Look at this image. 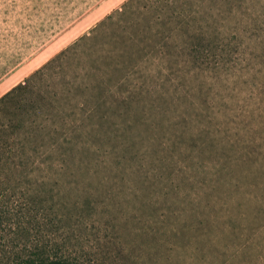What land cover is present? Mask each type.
<instances>
[{
    "label": "rangeland",
    "instance_id": "1",
    "mask_svg": "<svg viewBox=\"0 0 264 264\" xmlns=\"http://www.w3.org/2000/svg\"><path fill=\"white\" fill-rule=\"evenodd\" d=\"M126 1L0 0V98ZM209 1L235 12L214 27L219 62L162 73L91 154L49 172L69 260L264 264V0Z\"/></svg>",
    "mask_w": 264,
    "mask_h": 264
},
{
    "label": "trees",
    "instance_id": "2",
    "mask_svg": "<svg viewBox=\"0 0 264 264\" xmlns=\"http://www.w3.org/2000/svg\"><path fill=\"white\" fill-rule=\"evenodd\" d=\"M209 3L128 0L0 98V264H79L49 234L66 219L49 172L91 154V139L151 100L162 73L219 62L214 27L235 12Z\"/></svg>",
    "mask_w": 264,
    "mask_h": 264
}]
</instances>
